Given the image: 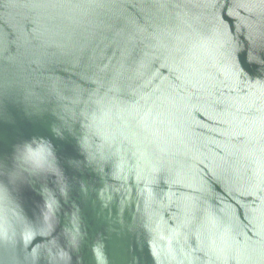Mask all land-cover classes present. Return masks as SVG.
I'll list each match as a JSON object with an SVG mask.
<instances>
[{
	"label": "water",
	"instance_id": "obj_1",
	"mask_svg": "<svg viewBox=\"0 0 264 264\" xmlns=\"http://www.w3.org/2000/svg\"><path fill=\"white\" fill-rule=\"evenodd\" d=\"M0 264H264V0H0Z\"/></svg>",
	"mask_w": 264,
	"mask_h": 264
},
{
	"label": "clouds",
	"instance_id": "obj_2",
	"mask_svg": "<svg viewBox=\"0 0 264 264\" xmlns=\"http://www.w3.org/2000/svg\"><path fill=\"white\" fill-rule=\"evenodd\" d=\"M17 155H19L26 162L32 163L38 174L48 173L46 163L49 159H51L58 168L57 158L53 146L50 142L43 138H33L30 141H25L23 144L16 146L15 159ZM41 158H43V164L39 163ZM51 174L55 175V173Z\"/></svg>",
	"mask_w": 264,
	"mask_h": 264
},
{
	"label": "snow or ice",
	"instance_id": "obj_3",
	"mask_svg": "<svg viewBox=\"0 0 264 264\" xmlns=\"http://www.w3.org/2000/svg\"><path fill=\"white\" fill-rule=\"evenodd\" d=\"M39 163H41V164L44 163L43 158H41V160L39 161ZM49 215H50V213H49ZM49 226H51V225H49Z\"/></svg>",
	"mask_w": 264,
	"mask_h": 264
}]
</instances>
